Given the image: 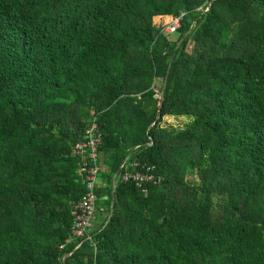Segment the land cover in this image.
<instances>
[{
    "label": "trees",
    "instance_id": "obj_1",
    "mask_svg": "<svg viewBox=\"0 0 264 264\" xmlns=\"http://www.w3.org/2000/svg\"><path fill=\"white\" fill-rule=\"evenodd\" d=\"M93 119L97 221L65 243ZM0 264H264V0H0Z\"/></svg>",
    "mask_w": 264,
    "mask_h": 264
},
{
    "label": "built area",
    "instance_id": "obj_2",
    "mask_svg": "<svg viewBox=\"0 0 264 264\" xmlns=\"http://www.w3.org/2000/svg\"><path fill=\"white\" fill-rule=\"evenodd\" d=\"M184 13L172 18V20L162 27L165 34L175 33L180 27ZM156 95L158 92L154 89ZM103 140V134L95 119L84 130L81 138L71 146L70 154L75 160L77 175L84 180L85 193L79 200L71 206L70 241L91 239V231L96 220L97 205L99 201L98 190L101 188L100 165L98 148ZM130 169L122 175V181L133 184L141 193L145 194L148 185H157L161 182V177L155 175L150 165L139 164L136 160L131 162ZM80 243L77 245V248ZM63 244L60 245V248Z\"/></svg>",
    "mask_w": 264,
    "mask_h": 264
},
{
    "label": "rangeland",
    "instance_id": "obj_3",
    "mask_svg": "<svg viewBox=\"0 0 264 264\" xmlns=\"http://www.w3.org/2000/svg\"><path fill=\"white\" fill-rule=\"evenodd\" d=\"M161 23V25H166L170 22V18L168 17H164V18H160L159 19ZM169 38L170 39H176L177 38V35L175 33H169L168 34ZM189 121L188 118L184 117V116H181V117H165V118H162V121H161V125H165V126H171V127H174L176 129L178 128H182L184 126V124H186L187 122ZM96 221H97V214H96V220L94 221V225H96ZM95 228V227H94Z\"/></svg>",
    "mask_w": 264,
    "mask_h": 264
},
{
    "label": "water",
    "instance_id": "obj_4",
    "mask_svg": "<svg viewBox=\"0 0 264 264\" xmlns=\"http://www.w3.org/2000/svg\"><path fill=\"white\" fill-rule=\"evenodd\" d=\"M194 25H195V22L192 24L191 27H189L187 33L191 32V30L193 29ZM187 33H186V34H187ZM184 36H185V35H183V36L178 40V42H177V44H176V46H175V48H174V51H173V53H172V55H171V57H170V60H169L168 70H169V68H170V65H171V63H172V61H173V59H174V55H175V53H176V51H177V49H178V47H179V45H180L182 39L184 38ZM168 70H167V75H168ZM166 78H167V76H166ZM166 78H165V81L163 82V85H162V89H161V93H160V97H159V102H158V104H157L156 117H155V119L158 117L159 112H160V109H161V106H162L163 90H164V87H165V84H166ZM115 181H116V179L114 180V183H115ZM113 207H114V206H113ZM113 207H112V210H113Z\"/></svg>",
    "mask_w": 264,
    "mask_h": 264
},
{
    "label": "crops",
    "instance_id": "obj_5",
    "mask_svg": "<svg viewBox=\"0 0 264 264\" xmlns=\"http://www.w3.org/2000/svg\"><path fill=\"white\" fill-rule=\"evenodd\" d=\"M165 117H171L172 118V116H164L163 118H165ZM163 127H165V125H162Z\"/></svg>",
    "mask_w": 264,
    "mask_h": 264
}]
</instances>
